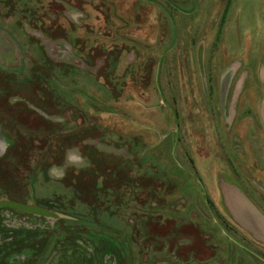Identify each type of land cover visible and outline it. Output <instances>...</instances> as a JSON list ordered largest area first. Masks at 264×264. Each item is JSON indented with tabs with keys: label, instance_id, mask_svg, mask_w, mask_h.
<instances>
[{
	"label": "rangeland",
	"instance_id": "obj_1",
	"mask_svg": "<svg viewBox=\"0 0 264 264\" xmlns=\"http://www.w3.org/2000/svg\"><path fill=\"white\" fill-rule=\"evenodd\" d=\"M1 202L62 218L0 264H264V0H0Z\"/></svg>",
	"mask_w": 264,
	"mask_h": 264
},
{
	"label": "water",
	"instance_id": "obj_2",
	"mask_svg": "<svg viewBox=\"0 0 264 264\" xmlns=\"http://www.w3.org/2000/svg\"><path fill=\"white\" fill-rule=\"evenodd\" d=\"M4 203H0V206H7V207H11V208H15L18 210H23V211H28L37 215H41V216H49V217H55V218H62V216L60 214L54 213V212H50L48 210H44L42 208H38V207H32V206H26L23 204H18V203H11V202H7L3 205Z\"/></svg>",
	"mask_w": 264,
	"mask_h": 264
},
{
	"label": "flooded vegetation",
	"instance_id": "obj_3",
	"mask_svg": "<svg viewBox=\"0 0 264 264\" xmlns=\"http://www.w3.org/2000/svg\"><path fill=\"white\" fill-rule=\"evenodd\" d=\"M240 245L242 246V244H240ZM245 248L248 249V251H250V252H251L253 255H255L257 258H260L261 260L264 261V257H263V256L259 255L258 253L254 252L253 250L247 248L246 246H245Z\"/></svg>",
	"mask_w": 264,
	"mask_h": 264
},
{
	"label": "trees",
	"instance_id": "obj_4",
	"mask_svg": "<svg viewBox=\"0 0 264 264\" xmlns=\"http://www.w3.org/2000/svg\"><path fill=\"white\" fill-rule=\"evenodd\" d=\"M225 18H226V12L224 13L223 21L225 20ZM1 203H4V204H5V203H7V202H1ZM4 204H3V205H4ZM0 207H7V206H0ZM10 208H11V207H10ZM14 209H15V208H14Z\"/></svg>",
	"mask_w": 264,
	"mask_h": 264
}]
</instances>
